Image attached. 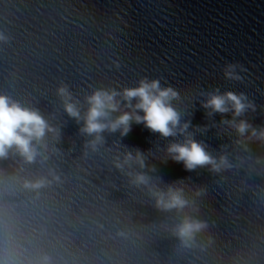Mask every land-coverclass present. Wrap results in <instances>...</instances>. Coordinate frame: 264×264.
<instances>
[{
  "label": "clouds",
  "instance_id": "9594fccd",
  "mask_svg": "<svg viewBox=\"0 0 264 264\" xmlns=\"http://www.w3.org/2000/svg\"><path fill=\"white\" fill-rule=\"evenodd\" d=\"M6 37L0 33V40ZM235 65L226 66L225 76L227 78L240 79L233 72ZM218 92V90H217ZM57 95L62 99L65 112L78 123L83 119V126L80 131L94 139L88 142L95 150L96 145L102 142L104 131H120L121 136H126L131 130V124H143L151 132L159 133L162 137H174L184 134L189 127V122L181 124L180 113L173 107L172 101L178 99L179 93L172 87H162L158 80L142 79L137 87L125 88L122 91L97 89L86 97L88 109L81 117L77 102L74 101L72 93L66 85L57 88ZM121 97L126 108L131 111H123L115 119L111 114L120 111ZM135 101V103H133ZM241 93L226 92L224 94H209L208 99L202 107L211 109L212 112L226 113L229 110L233 116H240L246 109H255V105ZM230 106V107H229ZM140 113H143L142 115ZM211 114V113H209ZM230 123L243 135L251 125L241 120ZM48 133H57L39 110L25 107L9 96L0 95V158H6L11 149L31 163L39 155L36 144L43 140ZM251 134L260 139H264V129L257 132L252 129ZM36 142V143H34ZM167 152L172 160L183 164L185 170L193 171L197 167L211 165L212 170L218 171L221 164L226 165L225 157L220 158V164L206 150L204 145L194 139L188 138L184 143H170ZM135 159L140 167H144L142 153L137 151L135 157L131 152L126 153L125 163ZM118 168L123 167L117 163ZM54 180L59 177L51 173ZM149 178L138 173L134 178L136 184H148ZM51 183L47 178L42 177L34 182L26 183V187L39 189ZM156 206L162 210L183 209L188 206L189 201L184 198L183 190L169 186L167 191H154ZM206 225L191 217H185L177 225L175 234L185 245L194 241L195 234L201 231ZM42 264H47L43 261Z\"/></svg>",
  "mask_w": 264,
  "mask_h": 264
}]
</instances>
